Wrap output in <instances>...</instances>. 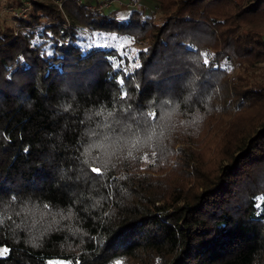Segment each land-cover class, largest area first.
Instances as JSON below:
<instances>
[{
  "label": "trees",
  "instance_id": "1",
  "mask_svg": "<svg viewBox=\"0 0 264 264\" xmlns=\"http://www.w3.org/2000/svg\"><path fill=\"white\" fill-rule=\"evenodd\" d=\"M153 1L0 21V264H264V0Z\"/></svg>",
  "mask_w": 264,
  "mask_h": 264
},
{
  "label": "rangeland",
  "instance_id": "2",
  "mask_svg": "<svg viewBox=\"0 0 264 264\" xmlns=\"http://www.w3.org/2000/svg\"><path fill=\"white\" fill-rule=\"evenodd\" d=\"M34 0H0V21H4L6 23L14 24L16 20L14 19L16 16H20L22 18L29 17V12L31 11V4ZM42 1V0H39ZM57 7L64 12V7L72 6L76 2L83 3L84 8H90L92 10H103V11H118L121 15H125L128 11L134 7L143 8V10L149 15L152 14L156 19L162 18V13L158 3L153 0H64L60 5L55 0ZM8 2V3H7ZM80 32L91 42H97L101 37L96 35L95 33L90 32L85 26L80 27ZM106 39V38H105ZM116 40L113 37H108L106 39L107 42H114ZM122 43H126V41L117 40L116 44L121 45ZM4 254V249L0 248V255ZM50 264H69L68 262L63 261H50ZM116 264H119L117 262Z\"/></svg>",
  "mask_w": 264,
  "mask_h": 264
},
{
  "label": "built area",
  "instance_id": "3",
  "mask_svg": "<svg viewBox=\"0 0 264 264\" xmlns=\"http://www.w3.org/2000/svg\"><path fill=\"white\" fill-rule=\"evenodd\" d=\"M59 5L64 1V0H55Z\"/></svg>",
  "mask_w": 264,
  "mask_h": 264
},
{
  "label": "snow or ice",
  "instance_id": "4",
  "mask_svg": "<svg viewBox=\"0 0 264 264\" xmlns=\"http://www.w3.org/2000/svg\"><path fill=\"white\" fill-rule=\"evenodd\" d=\"M93 171H97V172H98V171H99V169H93Z\"/></svg>",
  "mask_w": 264,
  "mask_h": 264
}]
</instances>
